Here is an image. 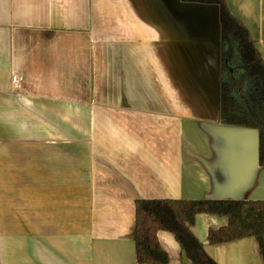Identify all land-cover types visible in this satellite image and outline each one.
I'll use <instances>...</instances> for the list:
<instances>
[{"label": "crops", "instance_id": "obj_1", "mask_svg": "<svg viewBox=\"0 0 264 264\" xmlns=\"http://www.w3.org/2000/svg\"><path fill=\"white\" fill-rule=\"evenodd\" d=\"M223 1L264 58V0ZM231 41L218 0H0V264H137L136 200H264V126L220 122ZM226 224L190 229L216 264H263L254 237L208 244Z\"/></svg>", "mask_w": 264, "mask_h": 264}, {"label": "trees", "instance_id": "obj_2", "mask_svg": "<svg viewBox=\"0 0 264 264\" xmlns=\"http://www.w3.org/2000/svg\"><path fill=\"white\" fill-rule=\"evenodd\" d=\"M220 15L229 25L233 52L220 74V122L225 125L256 128L264 126V58L255 47L244 25L218 0ZM259 112L256 122L250 109ZM260 166H264V142L259 148ZM197 214L224 216L227 224L209 229L210 245L248 237L258 240L264 264V200H175L138 199L135 201V221L132 239L137 264H167L168 255L157 240V232L174 235L180 248L193 264H216L205 252L204 245L192 233Z\"/></svg>", "mask_w": 264, "mask_h": 264}, {"label": "flooded vegetation", "instance_id": "obj_3", "mask_svg": "<svg viewBox=\"0 0 264 264\" xmlns=\"http://www.w3.org/2000/svg\"><path fill=\"white\" fill-rule=\"evenodd\" d=\"M224 54L222 53L220 55V74H221V71L223 69H226L227 68V65H228V57L230 56V55L224 56Z\"/></svg>", "mask_w": 264, "mask_h": 264}, {"label": "built area", "instance_id": "obj_4", "mask_svg": "<svg viewBox=\"0 0 264 264\" xmlns=\"http://www.w3.org/2000/svg\"><path fill=\"white\" fill-rule=\"evenodd\" d=\"M11 81L13 84H17L20 81V77L18 75H13Z\"/></svg>", "mask_w": 264, "mask_h": 264}]
</instances>
